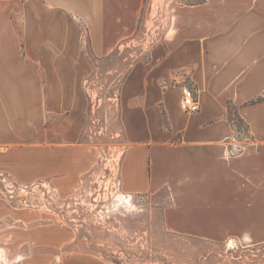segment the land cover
I'll return each instance as SVG.
<instances>
[{"label":"crops","instance_id":"0c3cea01","mask_svg":"<svg viewBox=\"0 0 264 264\" xmlns=\"http://www.w3.org/2000/svg\"><path fill=\"white\" fill-rule=\"evenodd\" d=\"M144 2L0 0L1 175L20 185L48 180L68 195L96 166L98 151L81 141L88 55L103 59L133 40ZM169 16L164 37L130 65L119 89L120 191H164L167 233L262 245L264 101H250L264 97V0L177 4ZM186 89L196 113L180 107ZM40 218L0 200L8 232ZM34 232L29 242L55 251L40 254L41 264H105L64 250L75 235L62 225Z\"/></svg>","mask_w":264,"mask_h":264},{"label":"rangeland","instance_id":"374dc122","mask_svg":"<svg viewBox=\"0 0 264 264\" xmlns=\"http://www.w3.org/2000/svg\"><path fill=\"white\" fill-rule=\"evenodd\" d=\"M198 1L145 0L133 40L103 59L88 55L92 73L84 83L87 100L81 141L96 148L98 163L68 195L48 180L20 185L0 174L3 203L46 218L21 224L30 228L25 232L21 228L8 232L10 221H0V264H41L40 254H54L27 240L29 233L33 237L35 229L48 224L74 233V243L64 250L95 255L105 264H264V244L242 248L167 233L162 220L166 193L128 196L118 184L124 146L117 106L122 80L130 65L146 60L149 49L164 37L171 8ZM234 124L243 128L237 121Z\"/></svg>","mask_w":264,"mask_h":264},{"label":"built area","instance_id":"2783aa9c","mask_svg":"<svg viewBox=\"0 0 264 264\" xmlns=\"http://www.w3.org/2000/svg\"><path fill=\"white\" fill-rule=\"evenodd\" d=\"M180 107L182 111L189 114L196 113L200 109L198 100L192 89H186L183 92Z\"/></svg>","mask_w":264,"mask_h":264},{"label":"trees","instance_id":"16d2710c","mask_svg":"<svg viewBox=\"0 0 264 264\" xmlns=\"http://www.w3.org/2000/svg\"><path fill=\"white\" fill-rule=\"evenodd\" d=\"M205 0H200L198 2H195V3H185V4H201V3H204ZM264 101V97H258V98H255L253 100L250 101V104H255V103H258V102H262Z\"/></svg>","mask_w":264,"mask_h":264}]
</instances>
